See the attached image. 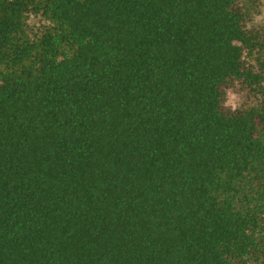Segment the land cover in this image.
<instances>
[{
  "label": "trees",
  "instance_id": "1",
  "mask_svg": "<svg viewBox=\"0 0 264 264\" xmlns=\"http://www.w3.org/2000/svg\"><path fill=\"white\" fill-rule=\"evenodd\" d=\"M263 11L0 0V264H264Z\"/></svg>",
  "mask_w": 264,
  "mask_h": 264
},
{
  "label": "rangeland",
  "instance_id": "2",
  "mask_svg": "<svg viewBox=\"0 0 264 264\" xmlns=\"http://www.w3.org/2000/svg\"><path fill=\"white\" fill-rule=\"evenodd\" d=\"M262 21L264 22V11L261 16ZM46 23L45 19L39 15L30 14L28 17V26L29 29L33 32L42 27ZM240 102L238 95L233 92H228L227 103L233 107L237 106Z\"/></svg>",
  "mask_w": 264,
  "mask_h": 264
}]
</instances>
